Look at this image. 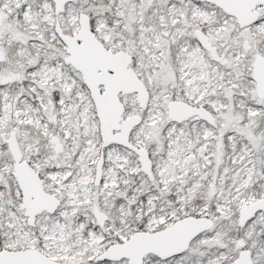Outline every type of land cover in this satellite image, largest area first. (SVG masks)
Returning a JSON list of instances; mask_svg holds the SVG:
<instances>
[{
	"label": "snow or ice",
	"instance_id": "obj_1",
	"mask_svg": "<svg viewBox=\"0 0 264 264\" xmlns=\"http://www.w3.org/2000/svg\"><path fill=\"white\" fill-rule=\"evenodd\" d=\"M0 264H264V0H0Z\"/></svg>",
	"mask_w": 264,
	"mask_h": 264
}]
</instances>
